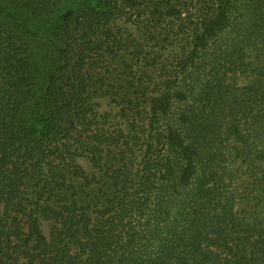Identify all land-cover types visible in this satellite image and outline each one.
<instances>
[{"label":"trees","instance_id":"obj_1","mask_svg":"<svg viewBox=\"0 0 264 264\" xmlns=\"http://www.w3.org/2000/svg\"><path fill=\"white\" fill-rule=\"evenodd\" d=\"M0 206V264H264V0H0Z\"/></svg>","mask_w":264,"mask_h":264},{"label":"rangeland","instance_id":"obj_2","mask_svg":"<svg viewBox=\"0 0 264 264\" xmlns=\"http://www.w3.org/2000/svg\"><path fill=\"white\" fill-rule=\"evenodd\" d=\"M120 24L126 26L129 29V31H131L133 34L137 36H141V33L143 34L145 32L143 28L139 27L140 24L135 23L134 25H132L129 21H126L123 18L120 19ZM31 42L35 55L40 62V66L44 68L45 67L44 62H46L49 54L53 51L52 46L50 42L44 38L32 39ZM169 57L171 56L168 53L164 52L161 56H159V61L168 60ZM49 60L52 59L49 58ZM41 75H43V71H41ZM105 94L106 93H101L99 96H97L98 97L97 100L100 103V112L106 114L108 117L107 120H105V118L102 117V121H106L105 123L106 125L109 124L108 126L110 127L108 128L111 131H117L118 128L127 126V120H125L123 117L120 116L121 110L120 107H118L117 103L111 97ZM80 162L87 170H91V164L89 163L88 158L83 157L80 159ZM0 211H1V206H0Z\"/></svg>","mask_w":264,"mask_h":264}]
</instances>
